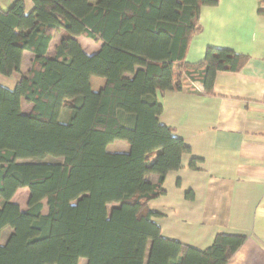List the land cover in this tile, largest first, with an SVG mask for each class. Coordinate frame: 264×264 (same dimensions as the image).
I'll return each instance as SVG.
<instances>
[{"label":"trees","instance_id":"trees-1","mask_svg":"<svg viewBox=\"0 0 264 264\" xmlns=\"http://www.w3.org/2000/svg\"><path fill=\"white\" fill-rule=\"evenodd\" d=\"M218 1L14 0L0 7V78L21 73L25 51L34 54L13 87L0 80V264H226L232 258L245 235L220 232L200 249L163 236L149 206L190 152L160 121L158 94L196 91V82L213 94L218 71L238 72L248 62L219 47H208L198 64L185 62L201 29V7ZM258 13L264 16V0ZM79 36L102 46L89 54ZM92 76L106 78L105 87L94 91ZM23 100L33 104L28 113ZM64 105L70 113L63 121ZM115 140L127 141L129 151H109ZM49 155L62 160L44 161ZM24 187L26 209L12 200ZM7 227L13 232L3 244Z\"/></svg>","mask_w":264,"mask_h":264},{"label":"crops","instance_id":"crops-1","mask_svg":"<svg viewBox=\"0 0 264 264\" xmlns=\"http://www.w3.org/2000/svg\"><path fill=\"white\" fill-rule=\"evenodd\" d=\"M13 1L0 0V7ZM258 7L259 0H219L202 6L201 29L189 43L185 62H202L208 47L247 55L248 62L238 72L218 71L213 94L205 93L198 82L196 91L158 94L163 104L160 121L174 128L190 152L180 169L166 175L165 193L150 201L156 213L153 219L163 236L200 249L220 232L245 235V242L226 264H264V16ZM27 8H33L32 2L27 1ZM55 36L51 49L61 38L55 42ZM98 44L96 50L83 48L92 54L101 48L102 42ZM33 58L32 52L25 51L19 75L28 74ZM17 79V75L0 78L9 86ZM105 84L106 78L92 76L94 91ZM26 104L28 113L33 104ZM64 116L67 119L68 114ZM107 149L126 152L130 145L115 140ZM193 158L199 160L195 169L190 167ZM158 179L151 175L153 183ZM20 190H27L29 198L27 187Z\"/></svg>","mask_w":264,"mask_h":264},{"label":"rangeland","instance_id":"rangeland-1","mask_svg":"<svg viewBox=\"0 0 264 264\" xmlns=\"http://www.w3.org/2000/svg\"><path fill=\"white\" fill-rule=\"evenodd\" d=\"M14 2V1H13ZM13 2L11 3V5L13 4ZM10 5V6H11ZM2 6V5H1ZM4 7H10L9 5L7 6V5H3ZM61 33L62 32H56V36H55V42L59 39V37L61 36ZM78 41L82 44V46L84 47V48H87V49H89V50H96L97 48H98V46H99V44H98V42H94L93 40H86V37L85 36H79L78 38ZM87 39H89V38H87ZM87 42H89L90 43V45L89 44H87ZM29 64H30V61H29V58L27 57L26 58V67L27 66H29ZM19 77V74L17 73V78ZM14 84H15V81H13L12 82V85H11V87H13L14 86ZM28 108H29V106H27V104H26V102L23 100V103H22V110H23V112H27L28 111ZM70 113V111H69V108L66 106V105H64L63 106V114H62V116H61V120H65V116H64V114L65 113ZM113 150V149H112ZM118 150V149H117ZM62 160V157H57V156H51V155H49V156H47V157H45L44 158V161H46V162H60ZM27 190H20L19 192H17L16 193V195H15V197L13 198V199H15V201H17V203H19L20 204V206L22 207V208H27V203H28V194H27V192H26ZM1 204H2V199L0 198V206H1ZM114 205H109L108 206V209L109 210H111V208L113 207ZM47 210H48V207H47V203H46V200H44V209H43V212L44 213H46L47 212ZM13 232V229L11 228V227H7V228H5L4 230H3V232H2V237H1V241H2V243L4 244L6 241H7V239L9 238V236H10V234ZM80 264H87V261H86V259H81L80 260Z\"/></svg>","mask_w":264,"mask_h":264}]
</instances>
